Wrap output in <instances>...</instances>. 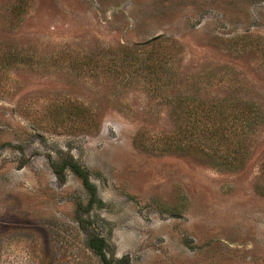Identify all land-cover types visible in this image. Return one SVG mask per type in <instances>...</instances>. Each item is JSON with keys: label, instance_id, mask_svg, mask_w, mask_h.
Returning <instances> with one entry per match:
<instances>
[{"label": "rangeland", "instance_id": "374dc122", "mask_svg": "<svg viewBox=\"0 0 264 264\" xmlns=\"http://www.w3.org/2000/svg\"><path fill=\"white\" fill-rule=\"evenodd\" d=\"M263 162L264 0H0V264H264Z\"/></svg>", "mask_w": 264, "mask_h": 264}, {"label": "trees", "instance_id": "16d2710c", "mask_svg": "<svg viewBox=\"0 0 264 264\" xmlns=\"http://www.w3.org/2000/svg\"><path fill=\"white\" fill-rule=\"evenodd\" d=\"M156 65V63H150L148 66ZM160 64V63H159ZM207 117L210 116V114H206ZM215 116V120L217 117H219L218 125L215 129H212L210 126H207V128L203 129V132H212L218 133L219 137H221V140L225 142L229 139V136L237 137L235 145H234V155H232L231 164L236 163H242L244 160V153L246 151L242 150L243 147V141L244 138H246L251 131L253 125L257 122V119L259 118L258 112L251 107L246 108V106H241L238 103H235V106L232 105L230 108V111L228 109H222L220 108L217 113L213 114ZM233 122V130H228V123L230 120ZM243 155V156H242ZM227 159V156H221ZM67 166H70L72 171L78 175L82 181L84 186L87 188L89 194L91 197L96 196V187L89 179L88 173L83 167L75 160L73 156L70 157L69 161L66 163ZM64 165H62L60 169H63ZM263 169H264V162H263ZM93 203L90 201V206H92ZM88 244L90 248L94 251L96 255L100 257L102 262L104 264H118V262L121 261L120 259H117L113 257V252L111 250V245L108 242L107 238L104 236H101L100 234H91L88 238ZM128 264V261L126 262Z\"/></svg>", "mask_w": 264, "mask_h": 264}]
</instances>
